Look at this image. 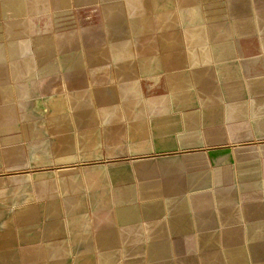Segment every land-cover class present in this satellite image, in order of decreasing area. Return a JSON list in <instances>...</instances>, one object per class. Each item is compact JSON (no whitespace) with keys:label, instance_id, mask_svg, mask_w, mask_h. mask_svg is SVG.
Masks as SVG:
<instances>
[{"label":"crops","instance_id":"obj_1","mask_svg":"<svg viewBox=\"0 0 264 264\" xmlns=\"http://www.w3.org/2000/svg\"><path fill=\"white\" fill-rule=\"evenodd\" d=\"M74 4L0 0V264H264V0Z\"/></svg>","mask_w":264,"mask_h":264},{"label":"rangeland","instance_id":"obj_2","mask_svg":"<svg viewBox=\"0 0 264 264\" xmlns=\"http://www.w3.org/2000/svg\"><path fill=\"white\" fill-rule=\"evenodd\" d=\"M77 1V0H75ZM74 1V2H75ZM74 2L72 3V0L68 1V4H66V6H58L57 10L54 8V4L52 2V0H40L41 3V7H42V12H41V16L38 22V28L36 29L37 32L39 33L40 36L44 37V36H52V35H56L58 37H63L65 34H73V35H77L80 34V26L79 24H81V21L84 20H88L90 19V16L92 17L89 21L90 23L93 22V20H96V18L94 17V11H76V9H73V6H75ZM68 6L69 9L72 10H64L66 9V7ZM53 8L56 10L53 12H49L48 9ZM62 7V8H61ZM87 15H90L87 17ZM88 21V23H89ZM85 22V21H84ZM83 22V23H84ZM69 45H64V47H59V52H65L66 50L70 51V48L68 47ZM74 46V45H72ZM64 48V49H63ZM69 48V49H66ZM61 49H63L61 51ZM80 51V49H76L75 47H73L71 49L72 53H76ZM70 53V52H69ZM58 58H62L64 59V54H60L58 53ZM48 157V156H47ZM55 162V161H54ZM52 163V162H51ZM58 162L56 161V164ZM92 208L96 207L97 205H91Z\"/></svg>","mask_w":264,"mask_h":264}]
</instances>
